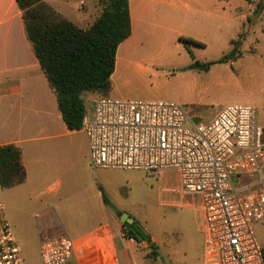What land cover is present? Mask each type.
<instances>
[{
	"label": "crops",
	"instance_id": "obj_1",
	"mask_svg": "<svg viewBox=\"0 0 264 264\" xmlns=\"http://www.w3.org/2000/svg\"><path fill=\"white\" fill-rule=\"evenodd\" d=\"M100 1L81 0L77 5L75 0H46L54 10L82 29L91 27L101 16ZM256 7L257 2L246 0H129L131 36L118 47L111 89L106 97L126 100L123 84L128 73L133 70L151 73L157 66L167 67L169 76L185 85L223 86L226 79L236 77L235 71L241 72V60L248 56H251L249 74L262 84L264 11L255 16ZM240 35H243L239 48L241 56L226 64H216L208 72L191 70L192 59L176 62V58L172 59L165 50L155 57L149 44L156 36L170 37L176 42L177 54L185 55L190 51L194 56L196 53L182 42V39H192L204 48L215 46L222 57L232 50V41L238 40ZM98 96L96 93L82 96L88 117L92 115ZM152 98L146 95L145 101H153ZM185 111L189 114V110ZM218 113H212L205 124ZM3 146L20 150L26 173L21 184L1 188L6 215L19 246L34 247L40 255V244L45 239L70 233L80 243L104 228L107 233L111 232L114 214L105 198L112 207L122 208L127 195L125 186L118 179L107 178L103 169L92 167L85 132L67 128L57 96L27 38L22 11L16 0H0V147ZM242 180L251 188L259 185L256 176H245ZM163 185L160 184L158 189L160 204L192 208L203 236L197 200L187 196L184 204L173 205L175 199L161 192ZM119 224H122L120 220ZM107 233L105 239H108ZM120 237L124 239L121 231ZM151 240L162 248L156 238ZM132 241L126 240L130 248ZM100 243L103 246L111 243L117 254H124L113 238ZM202 255L205 264L204 245ZM94 261L97 260L90 257L83 263L93 264Z\"/></svg>",
	"mask_w": 264,
	"mask_h": 264
},
{
	"label": "built area",
	"instance_id": "obj_2",
	"mask_svg": "<svg viewBox=\"0 0 264 264\" xmlns=\"http://www.w3.org/2000/svg\"><path fill=\"white\" fill-rule=\"evenodd\" d=\"M189 122L185 109L173 102L100 97L82 126L90 164L166 176L161 192L175 199L173 205L194 197L205 264H264L254 231L264 220V128L257 125L255 109L231 104L207 124ZM245 176L258 177V187L244 184ZM1 188L0 264H24ZM73 251L67 236L45 239L41 264H70Z\"/></svg>",
	"mask_w": 264,
	"mask_h": 264
},
{
	"label": "rangeland",
	"instance_id": "obj_3",
	"mask_svg": "<svg viewBox=\"0 0 264 264\" xmlns=\"http://www.w3.org/2000/svg\"><path fill=\"white\" fill-rule=\"evenodd\" d=\"M80 1L75 0V3L78 5ZM82 10L84 8L80 10V13L83 12ZM183 40L182 42H185ZM149 44L151 54L155 57L165 50L168 56H172V59L176 58V62L183 63L191 60L189 52L185 55L175 52L176 42L170 37L156 36L149 41ZM187 46L196 53L194 58L201 62L217 61L221 58L215 46L209 48L196 47L192 44H187ZM250 57L241 60L243 63L241 72L235 71L236 77L226 79L223 86L185 85L176 80L177 78L172 79L167 67L157 66L151 73H140L133 70L128 73L124 81L123 97L126 100L145 101L146 95H151L153 101L166 100L184 104L185 109L189 110L188 126L190 127L192 124H205L212 113L220 112L227 105L250 106L255 109L257 125L264 128V82L261 84L249 74ZM262 61L264 62V52ZM219 70L223 72L222 68ZM103 96L104 94L98 97ZM87 106H90L88 102ZM102 171L105 172L107 178L118 179L120 184L125 186L127 192L125 202L122 208L107 205L110 212L114 214L110 233H107L104 228L80 243L74 240L70 233H67V237L72 239L74 244L70 264H85L83 262L89 261L90 257L97 260L93 264H204L202 255L204 239L198 229V218L195 211L188 207L180 209L163 206L159 202L158 189L160 184H166V176L160 180L155 172H126L132 170L120 169H103ZM167 184L170 185L171 182ZM186 201L187 198L183 200V204ZM123 215H128L133 220V227L139 228L150 238L154 237L161 243L162 248L157 246L156 249L158 256L154 254L147 242L138 243L132 239V248L128 246L126 243V240H130L128 228L119 224V218ZM259 224L262 226L255 225L254 231L258 243L264 250V220ZM120 231L124 239L120 237ZM106 233L108 239L104 237ZM112 238L116 240L120 250L123 249L124 254H117L111 243L106 246L102 245L103 242L100 243L103 240L104 242L109 239L111 241ZM20 249L24 264H41L40 255L34 247L21 245Z\"/></svg>",
	"mask_w": 264,
	"mask_h": 264
},
{
	"label": "trees",
	"instance_id": "obj_4",
	"mask_svg": "<svg viewBox=\"0 0 264 264\" xmlns=\"http://www.w3.org/2000/svg\"><path fill=\"white\" fill-rule=\"evenodd\" d=\"M22 11L26 34L40 66L54 90L62 118L71 131L81 130L86 115L84 93L104 94L111 89L116 53L121 43L131 36L129 0H101L102 14L88 29H82L54 10L46 0H16ZM257 2L254 15L264 11V0ZM183 40V39H182ZM185 43L203 44L192 39ZM183 40V41H184ZM243 40L232 41V50L217 61L199 62L189 51L191 70L208 72L216 64H226L241 56ZM21 152L13 146L0 147V184L10 188L25 180ZM107 205L110 204L105 198ZM128 230V238L147 242L156 256L158 248L139 228Z\"/></svg>",
	"mask_w": 264,
	"mask_h": 264
},
{
	"label": "water",
	"instance_id": "obj_5",
	"mask_svg": "<svg viewBox=\"0 0 264 264\" xmlns=\"http://www.w3.org/2000/svg\"><path fill=\"white\" fill-rule=\"evenodd\" d=\"M120 221L126 228H131L132 230H135V228L133 227V220L129 218L128 215L121 216Z\"/></svg>",
	"mask_w": 264,
	"mask_h": 264
}]
</instances>
